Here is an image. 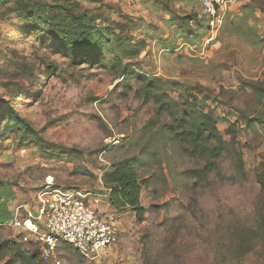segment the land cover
<instances>
[{
  "label": "rangeland",
  "instance_id": "rangeland-1",
  "mask_svg": "<svg viewBox=\"0 0 264 264\" xmlns=\"http://www.w3.org/2000/svg\"><path fill=\"white\" fill-rule=\"evenodd\" d=\"M105 1L112 6L104 5L102 13L111 17L101 22L122 25L133 41L145 43L142 52L123 63H132L139 72L175 80L167 88L175 99L184 93V86L199 89L200 94L193 101L217 117V129L224 139L230 138L227 127L236 123L235 146L242 153L245 174L237 176L228 159L222 162L226 180L220 181L211 174L193 191L192 179L184 173L199 160L169 152V143L161 139L146 143L149 136L141 128L153 117L152 105L142 104L135 96L134 80L124 88L118 86L123 78L114 79L107 69L70 65L59 53L41 47L30 32L22 31L23 23L13 13L0 18V83L15 76V63L23 58L31 63L34 55H39L55 65L56 70L48 77L41 76V68L37 70L41 78L36 87L29 83L31 89L23 99L27 103H21L19 109L42 130L49 143L46 146L61 156L51 158L34 147L18 145L13 132L0 135L3 238L15 239L30 255L36 254L34 264H53L41 258L35 236L23 226L29 212H34L36 193L46 179L52 178L57 187L89 191L92 199L95 193L106 200L108 196L100 194L105 192L100 178L110 168L112 159L127 153L138 155L148 147L154 156L149 166L140 171V200L145 210L142 220L138 221L135 212L128 208L105 210L107 203L101 200L97 211L117 220L118 243L92 260L61 244L56 252L59 264H143L148 257H166L169 264H216L212 247L194 238L193 230L202 227L209 232L220 214L232 212L247 217L254 207L259 189L255 174L264 166V124L251 116L254 125L249 127L236 109H259L246 81H264V15L254 6L255 0H228V25L208 40L206 16L196 0H170L172 14L153 0ZM78 2L73 6L75 10L86 5L82 0ZM69 3L75 4L72 0ZM189 14L193 15L189 19L191 32L175 38L176 32L183 29H179L181 16ZM241 15L246 17L244 27L257 29L252 39H246L243 30L236 33L240 26L234 18ZM170 18L176 28L168 27ZM177 47L182 48L180 53ZM113 57L107 55L108 59ZM231 176H235V181L227 180ZM194 193L197 203L191 206ZM260 255H248L244 264L263 263L264 256Z\"/></svg>",
  "mask_w": 264,
  "mask_h": 264
},
{
  "label": "trees",
  "instance_id": "trees-1",
  "mask_svg": "<svg viewBox=\"0 0 264 264\" xmlns=\"http://www.w3.org/2000/svg\"><path fill=\"white\" fill-rule=\"evenodd\" d=\"M69 1L0 0V18L4 19L10 14H16L23 23L22 31L30 32L41 47L59 53L72 66L84 64L88 67L97 66L107 69L112 72L114 79L123 78L118 86L124 88L134 80L135 96L142 104L152 105L153 117L146 120L141 128L149 136L146 143H156L161 139L163 143H169L167 145L169 152H179L199 160L197 165L184 173L192 179L193 191L211 174L220 181L226 180L222 162L228 159L235 174L244 176L242 153L235 146L238 143L235 133L236 123H230L227 127L230 138L224 139L217 129V117L201 110L194 103L193 100L200 94L199 89L194 91L195 87L184 86V93L179 94L175 99L167 91L168 86H171L175 80L166 79L162 75L139 72L132 68V63H123V60H130L142 52L145 43L143 40L133 41V36L125 33L122 25L115 27L109 21L101 22V19L108 20L111 17L103 15V6L110 7L112 4L105 0H82L86 5L75 10L73 6L79 2L72 0L75 3L72 5ZM153 1H158L163 9L172 14L170 0ZM91 4H95V7H91ZM254 6L264 15V1L255 0ZM191 16L193 15L181 16L182 26L179 29H183L179 33L176 32L175 38H180L186 34L185 32H191L189 26ZM245 19V15L234 18L240 26L236 27V33H241L243 30L244 37L252 39L257 35V29L253 26L244 27ZM228 20L229 16H224L221 27L228 25ZM172 21L171 18L168 20V27L176 28L177 24ZM205 22L208 27L207 18ZM116 29L118 33H115ZM172 42L171 45L174 46L175 40L173 39ZM108 54L114 57L108 59ZM23 59L15 63V76H9L0 83L2 89L0 135L13 132L18 145L31 146L51 158H59L61 156L59 152L51 151L46 146L49 143L42 130L19 109L21 103H27L23 99L31 89L29 83L33 82L30 86L36 87L41 78L37 75V70L41 68V76L48 77L54 73L56 67L39 55H34L31 63ZM246 86L251 88L252 97L256 99L259 109L255 106L248 111L236 110L249 127L254 125L251 116L264 124V110H262L264 103H261L264 81L248 80ZM153 156L149 148L145 147L138 155L127 153L123 157H115L110 168L104 171L100 178L105 188V192L100 191V194L107 193V202L111 207L134 211L138 221L142 220L145 212L140 200L142 190L140 171L149 166ZM227 180L235 181V176ZM255 181L259 189L253 210L247 217H238L232 212L220 214L221 217L209 232L202 227L193 230L194 238L212 247L216 264H244L248 255H260L264 251L263 165L257 170ZM190 203L191 206L196 205L195 193ZM62 246L71 248L66 244ZM261 256L263 257L264 254ZM36 259V254L30 255L28 250L22 249L15 239L3 238V227L0 226V264H34ZM167 261L166 257H148L144 259L143 264H169ZM254 264H264V262Z\"/></svg>",
  "mask_w": 264,
  "mask_h": 264
},
{
  "label": "built area",
  "instance_id": "built-area-1",
  "mask_svg": "<svg viewBox=\"0 0 264 264\" xmlns=\"http://www.w3.org/2000/svg\"><path fill=\"white\" fill-rule=\"evenodd\" d=\"M196 1L207 18L210 40L223 24L228 0ZM45 182L36 193L34 212H29L23 221V226L39 244L41 258L59 264L57 249L66 244L82 257L92 260L118 243L120 229L117 220L97 211L99 194L94 193L92 199L89 191L57 187L52 178Z\"/></svg>",
  "mask_w": 264,
  "mask_h": 264
},
{
  "label": "crops",
  "instance_id": "crops-1",
  "mask_svg": "<svg viewBox=\"0 0 264 264\" xmlns=\"http://www.w3.org/2000/svg\"><path fill=\"white\" fill-rule=\"evenodd\" d=\"M229 2V1H228ZM228 4V3H227ZM227 6V5H226ZM226 9V8H225ZM230 11H225V16H227L226 14H231V13H229ZM178 49H176V51L178 52V53H180V51H181V49L182 48H180V47H177ZM181 57H183V58H185V59H189V57L188 56H183V55H181ZM177 59H180V58H177ZM163 76V75H162ZM163 77H165V76H163ZM166 78V77H165ZM101 200H104V202H106L107 204H105L106 205V207H105V210H108L109 208L108 207H110V208H112L111 207V205L107 202V199L105 200V199H100V202H103V201H101ZM99 208V207H98Z\"/></svg>",
  "mask_w": 264,
  "mask_h": 264
}]
</instances>
